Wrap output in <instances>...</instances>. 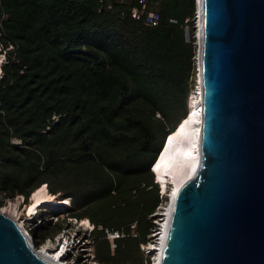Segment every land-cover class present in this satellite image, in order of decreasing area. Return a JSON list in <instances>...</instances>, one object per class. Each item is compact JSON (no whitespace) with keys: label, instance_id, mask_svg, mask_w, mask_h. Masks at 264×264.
Masks as SVG:
<instances>
[{"label":"trees","instance_id":"obj_1","mask_svg":"<svg viewBox=\"0 0 264 264\" xmlns=\"http://www.w3.org/2000/svg\"><path fill=\"white\" fill-rule=\"evenodd\" d=\"M196 10V0H0L18 45L0 77V190L29 198L47 184L70 198L67 215L94 226L99 264H150L140 244L167 201L151 168L176 131V89L196 72ZM120 229L111 248L107 231Z\"/></svg>","mask_w":264,"mask_h":264},{"label":"water","instance_id":"obj_2","mask_svg":"<svg viewBox=\"0 0 264 264\" xmlns=\"http://www.w3.org/2000/svg\"><path fill=\"white\" fill-rule=\"evenodd\" d=\"M196 3L201 161L161 264H264V0ZM27 234L0 213V264H57Z\"/></svg>","mask_w":264,"mask_h":264},{"label":"rangeland","instance_id":"obj_3","mask_svg":"<svg viewBox=\"0 0 264 264\" xmlns=\"http://www.w3.org/2000/svg\"><path fill=\"white\" fill-rule=\"evenodd\" d=\"M197 1V0H196ZM195 39H196V48L198 51V39H197V30L199 28L198 24V10L195 11ZM187 40L190 41L189 38V31L187 30ZM198 54V52H197ZM197 54L195 57L196 61V72L195 74H191L184 84V86L181 88L178 85V89H176L175 93H178V96L175 99V103L179 105L182 103V106L178 108L177 111V127L183 122L184 118L188 115V111L190 112V105H191V98L196 95L198 92V65H197ZM172 92L170 91L169 94ZM182 99H186L185 102H182ZM179 107V106H178ZM185 112V114H183ZM183 114V115H182ZM157 116H160L158 114ZM173 121V123H175ZM154 168V167H153ZM154 178V182L158 185L160 193L167 198V201L162 203L157 209V211L153 214L154 222L157 225V230L153 232L151 235H149V242L147 244H140L141 251H143L145 258H150V264H152V261H154L155 257V251L153 249H149V247H153L155 245V242L159 238V229L162 222V219L164 218L163 213L165 207H167V203H169V197L171 189L168 187H171V184H166L164 186L162 183H158V177L156 176V172L151 170ZM44 185V184H43ZM42 185V186H43ZM41 186V187H42ZM162 187V188H161ZM47 202H45L43 205L35 208L30 213L29 208L31 204L33 203L32 194L30 197L26 198V195L23 193H20L19 191H16L13 196H9L5 193H0V200L3 201V204L0 206V211L4 208L7 210V215L11 219L15 221H19L20 223H23V228L28 232L32 242L34 243L35 247L39 250H45L50 253H56L57 250H59V245L65 247L64 256L62 257V263L63 264H99L96 261L95 255H94V246H92V243L90 241V233L92 231V227L94 226L91 224V222L88 219L80 220L79 218L71 217V215H67V210L70 206L71 199L69 198H62L60 194H50L51 191L49 190V187L47 186ZM139 192V191H138ZM137 193V192H136ZM57 198H55V196ZM55 202H60L62 205H52ZM172 202V201H171ZM16 209V210H15ZM17 211V212H16ZM11 213H15V217L11 215ZM45 218V220H42V218ZM60 217V222H57L56 220ZM48 219H52V221H47ZM84 221H88L89 223H84ZM51 222V224H50ZM60 223L59 226H57L56 229L63 228L59 233L54 232V230L50 229L51 225ZM50 230V231H49ZM34 233V234H33ZM111 243L113 242L110 240ZM59 248V249H58ZM111 248H114V245L111 244ZM136 263L142 262V257L139 256L135 260ZM128 264H133L132 262ZM146 264V261H145Z\"/></svg>","mask_w":264,"mask_h":264},{"label":"bare ground","instance_id":"obj_4","mask_svg":"<svg viewBox=\"0 0 264 264\" xmlns=\"http://www.w3.org/2000/svg\"><path fill=\"white\" fill-rule=\"evenodd\" d=\"M199 33L200 32L198 28L197 39ZM200 96V87H198V92L191 98L190 112L188 116L183 120L176 131L167 137L163 146L164 149L162 148V153L155 162L153 168V171L156 172V176L158 177V181L160 183H162L164 186H166L168 183L171 184V187H169V189H171L169 194L171 199H169V203H167V207L164 209V218L162 219L158 234L159 238L153 247H149V249H153L155 251V257L153 258L154 261H152V264H161L165 239L173 212V203L177 193L183 184H185L191 178L196 177L198 173L197 171L200 167L201 151L199 143L202 119ZM173 193H175V196H173ZM47 195V186L40 187L32 194L33 203L29 208L30 213L33 209L43 205L45 202H47V200H49ZM0 213L9 218V220L13 222L19 229H22L25 234L28 233L26 230H24L22 222L20 223L19 221H15L6 216V208L2 209ZM11 215L15 217V213H11ZM15 219L17 218L15 217ZM86 222L89 223L88 221H84V223ZM27 236L29 239H31L29 234H27ZM59 248L56 253L40 250V254L57 264H63L62 257L64 256L65 247H61V245H59Z\"/></svg>","mask_w":264,"mask_h":264},{"label":"built area","instance_id":"obj_5","mask_svg":"<svg viewBox=\"0 0 264 264\" xmlns=\"http://www.w3.org/2000/svg\"><path fill=\"white\" fill-rule=\"evenodd\" d=\"M140 3L143 6L145 4V0H140ZM132 16L134 18L140 17V10L137 7L133 8ZM4 18L5 17L2 16V18L0 19V77H2L4 74L3 72L4 67L8 64L11 58H14L16 56L18 50L17 43L13 39L7 37ZM159 20H160L159 14L156 12H151L148 14L146 22L149 25L156 26L159 23ZM14 142L16 143L19 141L15 140ZM43 186H47V184H44ZM1 192L2 191L0 190V193ZM91 229H93V227ZM107 232H108V238L113 241L112 244L114 245V248H115V242H114L115 239L125 237V233L122 229L107 231Z\"/></svg>","mask_w":264,"mask_h":264},{"label":"clouds","instance_id":"obj_6","mask_svg":"<svg viewBox=\"0 0 264 264\" xmlns=\"http://www.w3.org/2000/svg\"><path fill=\"white\" fill-rule=\"evenodd\" d=\"M161 152V151H160ZM157 161V160H156ZM155 163L153 164L151 170H153V167H154ZM160 184V182H158ZM161 185V184H160ZM162 188V187H161ZM169 188V187H168Z\"/></svg>","mask_w":264,"mask_h":264},{"label":"snow or ice","instance_id":"obj_7","mask_svg":"<svg viewBox=\"0 0 264 264\" xmlns=\"http://www.w3.org/2000/svg\"><path fill=\"white\" fill-rule=\"evenodd\" d=\"M173 196H175V193H173Z\"/></svg>","mask_w":264,"mask_h":264}]
</instances>
